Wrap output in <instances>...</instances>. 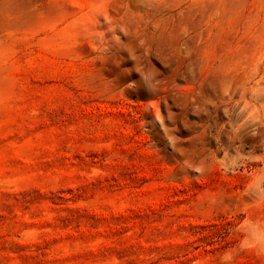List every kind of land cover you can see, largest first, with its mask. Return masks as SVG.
I'll return each mask as SVG.
<instances>
[{
  "label": "rangeland",
  "instance_id": "1",
  "mask_svg": "<svg viewBox=\"0 0 264 264\" xmlns=\"http://www.w3.org/2000/svg\"><path fill=\"white\" fill-rule=\"evenodd\" d=\"M0 264H264V0H0Z\"/></svg>",
  "mask_w": 264,
  "mask_h": 264
}]
</instances>
